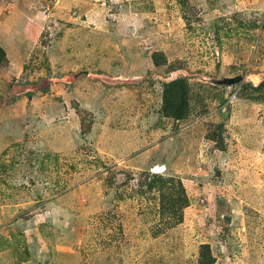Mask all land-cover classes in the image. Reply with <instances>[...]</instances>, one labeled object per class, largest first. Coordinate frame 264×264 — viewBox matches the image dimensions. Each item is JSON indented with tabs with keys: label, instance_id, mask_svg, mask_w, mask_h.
Segmentation results:
<instances>
[{
	"label": "rangeland",
	"instance_id": "obj_1",
	"mask_svg": "<svg viewBox=\"0 0 264 264\" xmlns=\"http://www.w3.org/2000/svg\"><path fill=\"white\" fill-rule=\"evenodd\" d=\"M17 1L36 18L0 0V264H264V0ZM157 174L190 204L156 236Z\"/></svg>",
	"mask_w": 264,
	"mask_h": 264
},
{
	"label": "trees",
	"instance_id": "obj_2",
	"mask_svg": "<svg viewBox=\"0 0 264 264\" xmlns=\"http://www.w3.org/2000/svg\"><path fill=\"white\" fill-rule=\"evenodd\" d=\"M7 51L0 45V64L7 59ZM251 82L243 84L242 95L246 96ZM256 89L264 88V80L259 84ZM250 95V93H248ZM250 99L264 100V94L262 92H256L250 95ZM184 101L185 106L190 101V88L185 78H176L168 82L163 83L162 101H163V113L166 116H171L177 120L183 119V106L176 107L177 101ZM159 185V192L161 196L160 214L163 219H166V226L157 224L155 228L156 236L162 233L167 227H174L184 221L183 208L190 204V198L187 196L183 183L179 180L176 186L173 176L158 175L154 177ZM163 221V220H162Z\"/></svg>",
	"mask_w": 264,
	"mask_h": 264
},
{
	"label": "crops",
	"instance_id": "obj_3",
	"mask_svg": "<svg viewBox=\"0 0 264 264\" xmlns=\"http://www.w3.org/2000/svg\"><path fill=\"white\" fill-rule=\"evenodd\" d=\"M5 1V0H4ZM12 1V3H10L9 5H7L6 7H4V9H8L9 11L8 12H10L9 13V15H7L6 16V19L7 18H14L15 16H17L18 14L19 15H21V16H26L27 17V19H26V23H28L29 22V19H34V18H36V15L34 14V12L31 10V9H29V8H22V7H19L18 6V1L17 0H11ZM20 1V0H19ZM22 1V0H21ZM41 1H43V0H37V2H34V0H28V2L29 3H31L33 6H34V8H36V4L38 5V10H40L42 7H41V4H40V2ZM74 2L76 1V0H73ZM59 2H61V3H66V2H68L69 3V1H66V0H59ZM44 3V2H43ZM65 8V7H64ZM3 9V10H4ZM3 10H2V12L0 13V17L3 15ZM40 14V13H39ZM38 14V15H39Z\"/></svg>",
	"mask_w": 264,
	"mask_h": 264
},
{
	"label": "water",
	"instance_id": "obj_4",
	"mask_svg": "<svg viewBox=\"0 0 264 264\" xmlns=\"http://www.w3.org/2000/svg\"><path fill=\"white\" fill-rule=\"evenodd\" d=\"M242 80H243V76L237 75L233 77H225L222 80H220V83L224 85H232V84H237Z\"/></svg>",
	"mask_w": 264,
	"mask_h": 264
},
{
	"label": "bare ground",
	"instance_id": "obj_5",
	"mask_svg": "<svg viewBox=\"0 0 264 264\" xmlns=\"http://www.w3.org/2000/svg\"><path fill=\"white\" fill-rule=\"evenodd\" d=\"M157 167H159V166H157ZM153 171H158V170H156V169L154 168Z\"/></svg>",
	"mask_w": 264,
	"mask_h": 264
},
{
	"label": "built area",
	"instance_id": "obj_6",
	"mask_svg": "<svg viewBox=\"0 0 264 264\" xmlns=\"http://www.w3.org/2000/svg\"><path fill=\"white\" fill-rule=\"evenodd\" d=\"M234 97H237V95H236V94H234Z\"/></svg>",
	"mask_w": 264,
	"mask_h": 264
}]
</instances>
